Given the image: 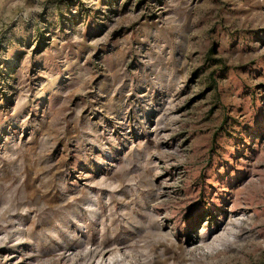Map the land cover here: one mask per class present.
Wrapping results in <instances>:
<instances>
[{
    "label": "rangeland",
    "instance_id": "374dc122",
    "mask_svg": "<svg viewBox=\"0 0 264 264\" xmlns=\"http://www.w3.org/2000/svg\"><path fill=\"white\" fill-rule=\"evenodd\" d=\"M0 264H264V0H0Z\"/></svg>",
    "mask_w": 264,
    "mask_h": 264
}]
</instances>
